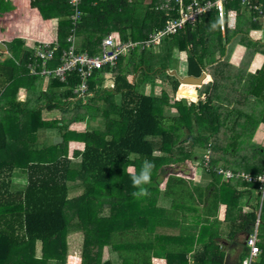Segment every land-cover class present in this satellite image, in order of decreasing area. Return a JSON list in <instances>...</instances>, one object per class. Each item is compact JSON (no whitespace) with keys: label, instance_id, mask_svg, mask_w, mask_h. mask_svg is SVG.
I'll use <instances>...</instances> for the list:
<instances>
[{"label":"trees","instance_id":"16d2710c","mask_svg":"<svg viewBox=\"0 0 264 264\" xmlns=\"http://www.w3.org/2000/svg\"><path fill=\"white\" fill-rule=\"evenodd\" d=\"M162 1L148 0L144 6V0H82L74 28L67 0H29V5L41 19L57 20V51L47 64L52 69L59 65L71 33L84 38L80 51L90 55L99 53L109 34L120 41L145 40L165 24L164 14L156 10ZM254 3L262 5L264 16V1ZM225 8L237 11L234 29L221 34L215 13L205 14L164 38L158 51L136 49L115 68L94 73L89 80L92 97L71 106L48 94L64 88L65 96L73 98L75 74L65 83L47 79L48 88L42 91L43 77L29 74L28 65L36 64L33 49L20 38L5 43L10 57L0 60V264H65L70 230L82 233L80 264H151L154 256L166 264H187L194 242L208 243L217 252L213 227L221 204L226 206L224 223H234L229 238L250 234L255 211L242 213V194L234 181H221L210 170L211 181L200 186L178 176L181 167H172L192 161L193 152L210 143L212 169L254 175L264 168V149L252 142L257 126L264 124V60L259 69L246 73L253 55H264V38L263 43L248 39L257 24L241 14L239 0ZM29 18L38 20L33 13ZM237 42L244 44L246 55L234 67L228 55ZM176 52L186 54L188 76L199 77L207 67L206 80L200 87L180 84L176 91L177 83L173 96L158 87L154 95L145 94L143 84L168 80L164 78ZM102 74H110L112 89L103 88ZM165 106L174 107L177 115H164ZM53 109H64L69 122L103 118L104 128L67 135L69 123L62 121L57 126L62 143L37 151L39 132L48 126L41 112ZM70 141H81L84 148L76 160L67 161ZM144 159L155 164L146 186L149 195L135 198L127 168L139 171ZM16 174H22L24 183L14 187L11 177ZM73 188L81 194L70 199ZM210 232V240H203ZM106 250L109 258L103 260ZM203 258L202 253L196 260ZM223 258L218 253L213 259L220 264Z\"/></svg>","mask_w":264,"mask_h":264},{"label":"crops","instance_id":"0c3cea01","mask_svg":"<svg viewBox=\"0 0 264 264\" xmlns=\"http://www.w3.org/2000/svg\"><path fill=\"white\" fill-rule=\"evenodd\" d=\"M3 1L5 2V4H7V2L10 1L11 6L16 7V9L13 10V12L8 14V19L6 16H3L2 18V20H5V21L7 20L8 22V27H7L6 32L10 33V32L15 31L16 32L15 34L17 35V37L24 40L25 43L31 42L30 44H27L26 46L27 48H31L32 46L37 45V42L41 43L43 41H54L57 39V30H56L57 20L56 19H51V20L41 19L38 11L30 7L29 0H3ZM32 13L36 14V16L38 17V20H32L31 18H29L30 14ZM241 14L247 17L250 16L251 21L257 24V27L252 29L254 33L252 31L250 35L251 37L248 36V39L254 43H263L264 16L254 17L253 18L254 21H253L252 20L253 16L251 14H248L246 12L241 13ZM113 36L117 37L115 35ZM11 37L12 36L7 37V39L5 40V38L2 37L0 34V38H1L0 41H3L4 44L5 42H7L8 44L11 40L15 39V37H12V38ZM75 38H76L77 50L80 51V48L82 47L84 43V38L82 36H77V35H75ZM6 54H9V53H6ZM245 55H246V47L244 46V44L240 45L237 42V44L233 45L231 52L228 55L229 57L228 62L234 67H238L244 61ZM0 60L2 61L4 59H0ZM263 60H264L263 54L255 53L250 61V64H249V67L246 73L247 74L253 73L255 70L259 69ZM172 62L173 63L178 62V65H177L178 69H181L183 72L185 71L186 77H189L187 74L186 54L176 52ZM172 69L173 68L171 67V70H168V73L171 77L176 76V75H173V73L176 71ZM202 74L209 75L207 67L201 70L200 75ZM102 75H103V81H102L103 88L107 87V89L109 90L112 89L113 80L111 77L109 78L110 74H102ZM190 77H193V76H190ZM194 78H198V77H194ZM179 79H182V78H179ZM42 80H43V83L41 86V90L45 91L48 88V84L50 81L47 80L46 78H42ZM154 82L155 83L153 86L156 85L155 87H153L152 85H149L148 83H145L143 84L144 86L142 85L141 90L145 94L154 95L156 91V87H158L161 89H165L170 96H173V93L164 86L166 82H161L158 78ZM180 84L181 83L179 82V85L176 91L178 90ZM213 91L214 90H212V93ZM23 94H24V91L21 90L19 95L21 96ZM66 94H67V91L64 88H60V89L50 92L48 94V97L52 99L54 102L63 101L62 105H70V106L73 105L77 100L71 97H66L65 96ZM65 107H68V106H65ZM166 110H168L169 112L171 111L172 114H170V116L177 115V110L174 109V107L171 108V107L165 106L163 109L164 115H165V112H167ZM63 112H64V109L62 110L61 109L43 110L41 112V120L44 123L48 124V126L39 132V141L37 144V151L38 150L40 151L44 148H48L51 146H58L62 143L63 135L57 128V126L59 127L61 126L62 121L69 123L68 128H67V133H66L67 135H72V134L80 135V133H83L81 132V129L83 128L84 129L86 128L87 130L101 129V128L92 127L89 125L91 124V121L93 120V118H89L91 120L86 119V120L69 122L67 121L69 116H66ZM97 119L98 118H96L95 121ZM95 124L97 126L102 127V120L99 119V121L96 122ZM252 141L264 149V124L263 123L257 126L252 136ZM83 148H84V145L81 141L68 142V145H67V159L68 160L67 161H71V159L76 160L79 157L80 153L83 151ZM202 152L203 150H195V152H193L194 156L192 158V161L184 160V161L178 162L176 165L184 169V170L179 169L180 171H178V173L180 174H178V176H181L183 178L187 177V179L192 181L194 184H197L200 186H206L211 181V176L209 175V173H206L201 169L200 160H201ZM247 153H249V151L243 154L246 155ZM220 163L222 162L220 161ZM232 166L239 167L237 164H234V163L232 164ZM218 167H221V166H218ZM21 175L22 174H16L13 177H11L12 184L14 187H17L18 185H20L18 184V182H22L21 185H23L24 182L22 180ZM234 182H235L236 191L242 194L239 200V203H238V206L242 209V213L254 211V209L257 207L258 201H257V196L255 195V193L251 191L250 189L251 187L244 186L241 183L239 184L238 181H234ZM72 193L81 194V190L79 188L78 189L73 188L70 190L69 196ZM254 197H255V200H253ZM253 203L255 204V206H253ZM225 210H226L225 204H221L218 208L217 216H216L217 217L216 222L218 224H215V227H213L215 230L212 229L214 230L213 232H217V234L215 235L216 237H214L215 244L218 247V250L216 249L217 252H215L214 251L215 249L212 248L211 245H208V243L198 245L196 244V242H194L192 248L186 254L187 264H218V262L216 263L215 260L213 259L215 255H217L218 253H222L224 255V258L222 259L220 264H240L241 260L245 257V255L247 254V248L245 247L244 242H245L247 235H245L242 232L239 234L236 233L235 238H229L230 236L228 235L232 234V231H231L232 227L230 223L232 224L234 223L233 222H229V223L227 222L226 224L224 223L225 222L224 220ZM251 231H252V227H251L250 233ZM213 232H210L209 234H204L203 240L209 241L211 238V234H213ZM262 235L264 236V233ZM259 240L260 242L258 246L261 252L259 256L256 258V260L257 259L259 260L264 255V245L262 244V241H264V237L263 239L259 237ZM202 253L204 255V258L202 260H196V258ZM78 262H79V259L76 257L75 264H79ZM151 264H166V261L163 258L154 256L151 258ZM254 264H260V262L256 261L254 262Z\"/></svg>","mask_w":264,"mask_h":264},{"label":"built area","instance_id":"2783aa9c","mask_svg":"<svg viewBox=\"0 0 264 264\" xmlns=\"http://www.w3.org/2000/svg\"><path fill=\"white\" fill-rule=\"evenodd\" d=\"M231 0H163L156 10L160 11L165 16V24L163 28L153 31L148 34L143 41H120L113 35H108L102 39L100 51L95 55H90L86 51H78L76 47V38L71 33L66 38V48L61 52L59 65L55 68H48L47 64L54 58L57 51L56 41H43L40 45L32 46L34 51V64H29V74L39 75L46 79H54L59 83H65L70 74H75L78 78V83L72 89L73 99L80 100L85 103L91 96L89 90V80L94 73L104 68H115L119 59L130 55L136 49L140 50H157L164 38L176 35L182 31L187 25H194L196 21L203 15L214 12L216 15L218 28L223 34L226 29H233L236 24L237 11L234 9L227 10L225 5ZM241 5V13L244 10H249L253 17L261 16V4H256L254 1L264 0H239ZM71 14L69 20L74 28L81 19V3L82 0H67ZM254 3V4H253ZM256 14V15H254ZM74 32V31H71ZM116 38V39H115ZM22 99L23 96H20ZM201 169L209 173L214 172L221 181H238L247 184L251 187V191L255 193L260 202L257 204L255 211L256 220L252 226V231L245 239V247L247 254L241 260L240 264H254L256 258L260 254L259 237L257 234L259 217L262 203L264 200V168L258 174H250L242 171H233L228 168L214 167L211 168V148L210 143L203 150L200 160ZM69 258L75 259L73 256ZM73 261L67 260V264H73ZM75 264V263H74Z\"/></svg>","mask_w":264,"mask_h":264},{"label":"rangeland","instance_id":"374dc122","mask_svg":"<svg viewBox=\"0 0 264 264\" xmlns=\"http://www.w3.org/2000/svg\"><path fill=\"white\" fill-rule=\"evenodd\" d=\"M148 2V0H144V6H145V4ZM144 8V7H143ZM16 9V7L15 6H11V2L9 1V2H7V4H5V2L3 1V0H0V34H1V36L2 37H4L5 38V40L7 39V37H10V36H12V37H17V35L15 34L16 32L15 31H13V32H10V33H7L6 31H7V27H8V22H7V20L5 21V20H2V18H3V16H6L7 17V19H8V14L9 13H11V12H13V10H15ZM227 30V29H226ZM224 34V33H223ZM111 35V34H110ZM114 35V34H113ZM11 37V38H12ZM18 38V37H17ZM1 39V38H0ZM6 43V42H5ZM31 42H27V43H25V46H27V44H30ZM158 49H159V47L157 48V51H158ZM8 52L7 53H9V50H7ZM7 57H10V54H6V51L5 52H0V59H6ZM125 57H127V56H125ZM229 58V57H228ZM227 58V59H228ZM173 59H174V57H173ZM173 62L171 61V65H170V67H172L173 69L172 70H175L176 72H175V75L176 76H170L169 75V73H168V77H165L164 79H168L167 81H166V83L164 84V86L169 90V91H171L172 93L174 92V86L173 85H175V84H177V83H179L180 82V80L181 79H179V78H185L186 77V72L184 71H182L181 69H178V62H176V63H173ZM111 76L109 75V78H110ZM132 77V76H131ZM190 77V76H189ZM112 78V77H111ZM155 83V82H154ZM154 83H153V85H154ZM149 85H152V84H150V83H148ZM152 85V86H153ZM108 86V85H107ZM144 86V85H143ZM156 86V85H155ZM155 86H153V87H155ZM152 87V88H153ZM74 97V96H73ZM75 99V98H74ZM167 112H165V115H170V114H172L171 113V111L169 112L168 110H166ZM95 119L96 118H94L92 121H91V124H89L90 126H92V127H97V128H104V120H103V118H98L96 121H95ZM99 119H101L102 120V127L101 126H97L95 123L96 122H98L99 121ZM89 120H91V119H89ZM91 130V129H90ZM94 130V129H93ZM81 132H82V129H81ZM80 134H82V133H80ZM253 142V141H252ZM157 155V154H156ZM201 162V161H200ZM172 167H177V165L175 164V165H172ZM178 170L180 169V168H177ZM181 169H183V168H181ZM184 170V169H183ZM186 179H187V177H185ZM18 184H22V182H18ZM78 195H80L79 193H72V194H70V196H69V198L71 199V198H75L76 196H78ZM253 200H255V197L253 198ZM257 201L258 202H260V199L259 198H257ZM253 206H255V204L253 203ZM257 208L258 207H256L254 210L256 211L257 210ZM264 233V211L263 212H261V215H260V223H259V225H258V229H257V234H258V237H260L261 239H263V234ZM67 240H68V251H67V257L68 256H73L74 254H75V256L79 259V264H80V257H81V245H82V233L81 232H78V231H75V230H70V231H68V233H67V238H66ZM262 244L264 245V241H262ZM105 250V249H104ZM40 245L39 244H37L36 245V257H40ZM109 258V252L106 250V251H104L103 252V257H102V259L104 260V259H108ZM70 259V261H73L74 263H75V259H73V258H69ZM69 259H67L66 258V263L65 264H67V260H69ZM257 262H260V264H264V255L258 260H256ZM255 261V262H256ZM73 263V264H74ZM50 264H53V263H50Z\"/></svg>","mask_w":264,"mask_h":264},{"label":"clouds","instance_id":"9594fccd","mask_svg":"<svg viewBox=\"0 0 264 264\" xmlns=\"http://www.w3.org/2000/svg\"><path fill=\"white\" fill-rule=\"evenodd\" d=\"M154 168L155 164L148 159L143 160L139 171H137L134 166H129L127 168V171L130 174L132 187L136 189V191L132 192L133 197L141 198L149 195L148 188L146 186L151 184Z\"/></svg>","mask_w":264,"mask_h":264},{"label":"water","instance_id":"95a60500","mask_svg":"<svg viewBox=\"0 0 264 264\" xmlns=\"http://www.w3.org/2000/svg\"><path fill=\"white\" fill-rule=\"evenodd\" d=\"M7 53V48L6 45L4 44L3 41H0V52H5ZM175 74V72L173 73V75ZM204 74L200 75L198 78H194V77H185L183 79L180 80V83L182 82H186V83H193V84H198L202 81V79L204 78Z\"/></svg>","mask_w":264,"mask_h":264},{"label":"bare ground","instance_id":"6f19581e","mask_svg":"<svg viewBox=\"0 0 264 264\" xmlns=\"http://www.w3.org/2000/svg\"><path fill=\"white\" fill-rule=\"evenodd\" d=\"M206 78H207V74L204 76L202 81L200 83H198V84L182 82L181 85L184 86V87H200L203 84V82L206 80ZM112 88H113V86H112ZM104 89H107V87H104ZM90 97H92V94H91Z\"/></svg>","mask_w":264,"mask_h":264}]
</instances>
